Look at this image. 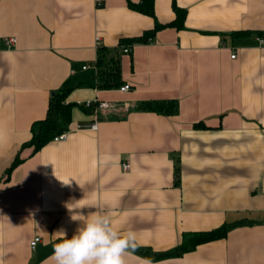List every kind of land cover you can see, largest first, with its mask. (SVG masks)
<instances>
[{
    "label": "crops",
    "instance_id": "obj_1",
    "mask_svg": "<svg viewBox=\"0 0 264 264\" xmlns=\"http://www.w3.org/2000/svg\"><path fill=\"white\" fill-rule=\"evenodd\" d=\"M129 1L141 2L0 0V264H55L60 230L71 238L98 212L136 233L125 264H264V47L254 39L264 38V0H177L184 29L128 43L130 54L117 49L131 89H99L96 38L113 51L155 27ZM155 9L159 24L174 21L173 0ZM66 82L76 104L67 139L21 150ZM95 98L115 109L92 130L97 114L81 103ZM151 100H175L178 112L137 109ZM18 153L24 161L7 178ZM218 228L223 239L179 257L137 252H167L186 233Z\"/></svg>",
    "mask_w": 264,
    "mask_h": 264
},
{
    "label": "trees",
    "instance_id": "obj_2",
    "mask_svg": "<svg viewBox=\"0 0 264 264\" xmlns=\"http://www.w3.org/2000/svg\"><path fill=\"white\" fill-rule=\"evenodd\" d=\"M156 0H141L139 4H134L129 1V8L144 16L153 18L156 22L155 27L152 30L146 31L142 36L135 38L130 42H122L119 48L109 50L108 48H101L98 51V58L95 65L98 68L96 74L95 86L99 89L108 90L121 87L124 82L122 79V69L120 64L121 47L130 46L128 43L145 44L149 39L153 38L155 34L164 28H176L178 30L184 29L185 21L187 17V10L181 9L177 5V0H173V11L175 19L167 25H162L157 22ZM126 45V46H125ZM119 49V51L117 50ZM122 51V50H121ZM112 52H115L114 56ZM72 90V84L66 82L64 86L55 91L51 97L47 109V114L44 119L35 121L31 126V138L22 144L21 150L25 148H32L33 153L38 152L45 145L52 142L54 137L69 130V125L72 121L73 108L75 103H69L66 101L70 91ZM84 107V106H83ZM86 108V107H85ZM93 111L92 108H86ZM138 110L152 111L161 115L169 116L178 112V102L175 100H151L140 102ZM198 128H205L206 125L203 122L195 125ZM24 159L20 153L16 156L13 163L7 170V178L16 167L22 163ZM176 183L179 184L180 178V164L179 159L175 167ZM225 228H218L210 232H197L186 233L182 237L180 246L173 250L157 253L151 249H137V252L147 256L151 260L159 261L162 259L179 257L186 253L194 251L198 246L209 243L212 241L220 240L225 237Z\"/></svg>",
    "mask_w": 264,
    "mask_h": 264
},
{
    "label": "clouds",
    "instance_id": "obj_3",
    "mask_svg": "<svg viewBox=\"0 0 264 264\" xmlns=\"http://www.w3.org/2000/svg\"><path fill=\"white\" fill-rule=\"evenodd\" d=\"M59 233L62 239L54 245L51 257L55 264H125V257L138 247L136 233L121 232L106 213L84 216L71 238L64 230Z\"/></svg>",
    "mask_w": 264,
    "mask_h": 264
},
{
    "label": "built area",
    "instance_id": "obj_4",
    "mask_svg": "<svg viewBox=\"0 0 264 264\" xmlns=\"http://www.w3.org/2000/svg\"><path fill=\"white\" fill-rule=\"evenodd\" d=\"M106 1V0H104ZM99 6H102V2L100 4H98ZM256 40V42L258 43V46L259 47H264V42H261V41H264V38H261V37H258V36H255L254 38ZM6 44L8 46V48H13L14 45L16 44V39L15 38H10V39H7L6 40ZM102 44H103V41H102V38L101 37H97L96 38V43H95V48L96 50H100L102 48ZM121 50H122V53L123 54H130L132 52V47L130 46H126V47H121ZM232 59L235 58V55L231 56ZM92 66H83V71H86V70H89L91 69ZM94 70L97 74L98 72V68L96 65H94ZM120 89L122 91H129L131 89V85L130 84H125V85H122L120 87ZM82 106L86 107V108H92L93 111L97 114V117H96V120L87 128L89 129H92V130H97L98 129V123H97V119H98V115L100 114V112L102 111H105V110H111V109H115V106L112 102L110 101H105V100H100L98 98H95V99H90V100H86L84 102L81 103ZM123 110V111H126L128 112L129 111V108L126 107V108H118V110L120 111ZM84 127L79 125L77 126V129H83ZM86 128V127H85ZM68 137V131L62 133V134H59L57 136L54 137L53 141L57 142V141H64L66 140ZM122 169L124 172H128L129 170H131V163L126 161L122 164ZM42 242L41 238L40 237H35L32 242L30 243V248L32 251H36L37 250V247L39 246V244Z\"/></svg>",
    "mask_w": 264,
    "mask_h": 264
}]
</instances>
